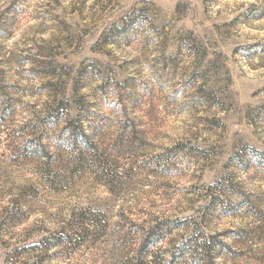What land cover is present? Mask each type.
Masks as SVG:
<instances>
[{
	"label": "rangeland",
	"instance_id": "obj_1",
	"mask_svg": "<svg viewBox=\"0 0 264 264\" xmlns=\"http://www.w3.org/2000/svg\"><path fill=\"white\" fill-rule=\"evenodd\" d=\"M0 264H264V0H0Z\"/></svg>",
	"mask_w": 264,
	"mask_h": 264
}]
</instances>
